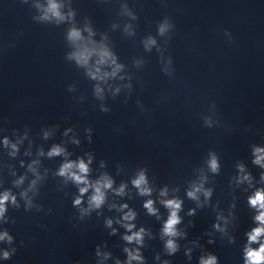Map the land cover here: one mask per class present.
<instances>
[{
    "label": "water",
    "instance_id": "95a60500",
    "mask_svg": "<svg viewBox=\"0 0 264 264\" xmlns=\"http://www.w3.org/2000/svg\"><path fill=\"white\" fill-rule=\"evenodd\" d=\"M123 2L138 16V20L131 21L135 36L123 33V24L128 21L119 15ZM72 4L78 22L85 17L91 19L98 33L95 39L99 40L101 32L108 33L113 50L132 75V91L129 94L122 89L115 98L106 93L104 103L111 110L101 112V102L93 96L94 82L65 59L70 50L64 35L67 25L34 22L32 17L38 13L29 4L0 0V191L11 187V182L26 172L19 166L21 159L28 163L38 158L39 170H49L34 200L44 210L26 212L21 201L20 209L10 206L7 212L16 222L0 224V230L7 228L14 236L12 247L17 249L11 259H0V264H96L95 248L104 242L107 246L102 251L111 252L112 257L103 264H114L117 257L123 260L124 229L114 223L118 231L111 236L104 219L121 215L110 210L108 203L124 202L137 212V227L144 226L152 232L151 238L145 236L142 249L146 264H160L155 259L157 254L172 264H198L201 248L193 246V240L216 254L220 264H242L244 233L255 226L254 210L247 205V196L253 189L236 184L235 165L244 162L259 179L261 169L251 160L253 145L264 147V0H72ZM165 16L175 25L163 52L165 58L172 57L173 77L162 72L156 49L146 52L141 43L149 34L156 36L157 23ZM113 23L120 24L115 31L111 29ZM225 29L232 34L231 42L224 35ZM156 38L163 48L167 34ZM12 43L15 47L10 46ZM134 59L144 60L143 67L136 68ZM71 84L76 85L75 92L67 91ZM80 96L85 99L80 101ZM208 115L213 117L212 128L203 124L202 117ZM68 127L74 128L80 146L69 142L73 133L63 135ZM86 128L93 130L91 143L86 138ZM25 132L27 139L18 157H8L10 149L3 146V136L15 140ZM54 143L65 145L71 159L93 152L92 177L108 172L116 181L114 187L121 182L128 185L126 192L131 199L109 192L101 216L93 212L79 220L72 207V194L77 189L71 183L63 186L62 179L52 175L63 158L37 157L39 148L47 152ZM25 151L31 155L25 156ZM210 151L219 156L218 175L208 169ZM101 160L106 162V168H100ZM8 166L16 168L17 176L11 175ZM140 167L148 170L151 197L139 196L130 183ZM201 175L208 177L205 187L213 188V195L190 217L188 210L195 208L196 202L187 198L186 191ZM27 183L28 180L13 191L18 194ZM165 185L169 195L159 197ZM173 195L184 201L179 227L187 237L178 241L180 250L169 257L164 254L160 238L167 210L157 202L161 216L157 220L147 215L143 202ZM234 200L236 207L230 209ZM200 201H204L202 194ZM230 210L235 213L234 220L228 215ZM218 213L228 217V235L235 236V243L230 244L228 235L222 236L212 228ZM208 232L214 244L207 243ZM185 246L193 248L191 261L184 255ZM6 247L0 243V249Z\"/></svg>",
    "mask_w": 264,
    "mask_h": 264
},
{
    "label": "clouds",
    "instance_id": "9594fccd",
    "mask_svg": "<svg viewBox=\"0 0 264 264\" xmlns=\"http://www.w3.org/2000/svg\"><path fill=\"white\" fill-rule=\"evenodd\" d=\"M23 4H29L31 8H35L37 15L32 17L34 22L45 25H67L65 29V41L70 49L66 55V61L74 63L78 69L83 70V74L93 83V96L99 100V109L101 112L107 113L111 109L104 103L106 99V93H110L113 98L121 93L122 89L128 90L131 94L132 91V75L126 71V65L120 62L118 55L113 50L109 35L107 32L99 33V40L95 39L98 35L93 27L90 18L85 17L83 22L80 23L76 20L77 11L73 7L72 0H34L30 3V0H21ZM119 15L127 17L128 21L123 24V33L127 36H135L136 29L131 21L138 20L136 13L129 7L128 3L123 2L120 5ZM120 24H111V29L115 31ZM175 25L172 23L171 18L165 16L161 21L157 23L156 36L164 37L168 36L165 41V45L162 48L158 44L156 36L151 34L145 36L141 43L146 52H151L153 48L160 55V62L163 65L162 72L169 76H174L173 60L171 56L164 57L163 52L166 50L168 40L171 39L170 33L174 29ZM224 35L229 42L233 37L230 31L224 30ZM11 47H15L12 43ZM145 61L141 59H134L133 64L136 68L143 67ZM114 81H121L124 83L114 84ZM68 92H75L76 85L71 84L67 88ZM80 101L85 99L84 96L78 98ZM139 103V101H137ZM141 107H143L141 105ZM213 111L215 110V104L211 105ZM204 126L208 128L213 127V117L211 115L202 117ZM219 123L216 120V125ZM59 127L54 125V128ZM92 129L86 128V138L89 143L92 142ZM17 130H13L15 134ZM69 133L73 135L69 138L71 144L80 146L81 141L76 136L75 130L72 127H68L64 130L63 135L68 137ZM49 132H44V137L47 139ZM24 139H27V132L23 137H18L15 140L9 138V136H3V146L10 151L7 152L8 157L15 159L20 154L21 145ZM29 148H31V141H29ZM25 156L31 155L30 151L24 152ZM47 156L52 159L55 157H62V163L60 166L52 172V175L62 179L63 186H67L71 183L76 189V193L72 194V207L78 212V219L84 220L91 216L93 212L97 217L101 216L102 209L108 202L109 192L113 193L117 197L128 196L131 199V195L126 192L128 185L121 182L118 187H114L116 183L115 179L108 173L102 172L98 177L93 178V169L91 167L94 159V153L86 151L82 156H78L76 159H71V152L68 151L65 145L60 143H54L45 152L41 147L37 150V157ZM252 160L251 163L261 169L259 173V179L253 176L249 171L247 165L238 161L235 165L237 169V175L235 176V182L237 185L246 184L249 189H253L251 194L247 196V205L251 210H254L252 217L253 224L250 230L244 233L245 242L242 247V264H264V147H258L253 145L252 147ZM40 160L33 159L26 163L25 160H19V166L26 168V172L14 179L11 187L3 188L0 191V224H8L9 222L15 223V219L9 218L7 215L8 209L11 206L14 209L21 208V201H23V208L26 212L35 209L37 212L43 211V205L34 202L35 197L39 195L40 185L45 181L48 176L49 170L44 169L43 173L39 170ZM207 166L211 173L218 175L221 171V164L219 156L215 151L209 152V159L207 160ZM12 176H17L16 168L8 166ZM100 168H106V162L100 161ZM28 173H31L32 178L28 179ZM28 180L27 186L24 187L19 193L13 191V188H21ZM208 181L206 175H201L198 182H193L190 189L186 191L188 199L196 202L195 208H190L187 215L192 217L196 215L197 208H202L204 205L211 201L213 195V188L205 187ZM133 188L137 190V194L141 197H151L153 193V187L150 184L148 177V170L146 167H140L134 178L130 181ZM247 190V189H246ZM174 192L178 189H173ZM200 194L203 195L204 201H200ZM67 195V193H66ZM169 190L167 185L162 187L159 191V197H168ZM157 202L167 210V218L162 222V228L160 230V238L163 241V250L166 256H173L179 250L181 245L180 239L187 237V232L181 230L179 227L183 222V217L180 213L183 211L184 201L177 195H173L171 198L165 199H147L143 202V208L146 209V213L149 216L156 217L157 220L161 219L160 209L156 206ZM236 207L235 200L231 204L230 209ZM108 208L115 209L119 215L114 218H105L104 226L110 228L109 235L115 236L118 229L113 227L114 223L120 225L124 229L121 234V239L124 242L123 253L125 259L117 257L114 264H146V258L143 255L142 249L145 247V236L152 237L150 229L140 226L137 227L135 223L137 218V212L129 207L127 202L116 204L108 203ZM51 212V209L48 210ZM232 219H235V213L229 211L228 214ZM192 225V221L189 222ZM230 221L228 217L221 213L216 215V221L213 223L212 228L224 235H228V225ZM75 226V225H74ZM209 236L207 243L209 245L214 244L215 240L212 237V233H206ZM14 236L10 234L7 228L0 230V243L8 245V247L0 249V259L9 260L16 253L17 249L12 247L14 243ZM228 242L230 244L235 243V236L228 235ZM23 243V242H21ZM190 243L201 248V255L198 258V264H220L219 257L205 250L200 244L199 240L190 241ZM129 245H135L129 247ZM107 243L99 244L95 248V257L97 258L96 264H103V261L112 257L111 252L102 251V248L106 247ZM193 248L186 247L184 249V255L189 261L192 260ZM160 261V264H172L169 259L161 260L159 254L155 257ZM74 264H81L80 261H75Z\"/></svg>",
    "mask_w": 264,
    "mask_h": 264
}]
</instances>
